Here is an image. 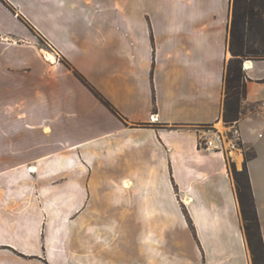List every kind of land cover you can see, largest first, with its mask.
Masks as SVG:
<instances>
[{
  "label": "crops",
  "instance_id": "0c3cea01",
  "mask_svg": "<svg viewBox=\"0 0 264 264\" xmlns=\"http://www.w3.org/2000/svg\"><path fill=\"white\" fill-rule=\"evenodd\" d=\"M230 8L0 0V47L15 52L13 76L0 63V264H250L228 163L243 152L199 146L219 144L204 126H234L253 148L264 235V111L250 107L264 100V59L243 61L248 112L226 124Z\"/></svg>",
  "mask_w": 264,
  "mask_h": 264
},
{
  "label": "trees",
  "instance_id": "16d2710c",
  "mask_svg": "<svg viewBox=\"0 0 264 264\" xmlns=\"http://www.w3.org/2000/svg\"><path fill=\"white\" fill-rule=\"evenodd\" d=\"M228 43L231 57L224 74L222 118L226 124H234L245 113L241 106L245 97L243 61L247 56L252 59H264V0H232ZM76 74L85 82L78 73ZM91 90L107 107L116 112L100 93L93 88ZM250 107L254 109L253 105ZM238 144L244 155L243 167L237 170L234 163L229 161V170L253 264H264V240L246 168V161L255 156V151L243 145L241 141H238Z\"/></svg>",
  "mask_w": 264,
  "mask_h": 264
},
{
  "label": "rangeland",
  "instance_id": "374dc122",
  "mask_svg": "<svg viewBox=\"0 0 264 264\" xmlns=\"http://www.w3.org/2000/svg\"><path fill=\"white\" fill-rule=\"evenodd\" d=\"M231 8H232V0H231ZM231 8H230V19H231ZM35 36H36V42L38 43V44H40L41 46H42V44L43 45H45V46H47V49H49L50 48V50H51V45H50V43L43 37V36H41L39 33L37 34L36 32H35ZM9 42L11 41V40H8ZM44 47V46H43ZM49 47V48H48ZM45 51H47L48 52V50H46V48H45V50L43 49V50H41V54L43 55V57H44V59L46 58V59H48L47 57H45L46 55H45ZM51 51H53V50H51ZM228 57L230 58L231 57V52H230V50H229V43H228ZM17 53V52H16ZM51 53V52H50ZM6 54H9L10 56H11V58L12 57H14V55H15V52L13 51V50H4L3 49V47H0V60H1V62L0 63H2V64H7L6 66H2V68H1V70H3L4 72H5V75H11V76H13V74H14V71H15V67H11V66H9V64H8V62H6V59H5V57H6ZM53 54V53H52ZM229 58H228V60H229ZM59 60V59H61L60 58V56H59V54L58 53H56V55H54V59L53 60ZM245 59V58H244ZM249 59H252V57L251 56H247L246 57V59L245 60H249ZM244 60V61H245ZM22 69V72H24V69H26V68H21ZM20 71V70H19ZM3 73V72H2ZM8 85V84H7ZM10 85V84H9ZM10 103H12L11 101H10ZM10 106H14L13 104H10ZM245 112H248V110L246 109V110H244ZM223 130V129H222ZM239 141V140H238ZM237 141V142H238ZM236 148H237V151H239V150H242V148L239 146V144H236ZM230 156H231V154H230ZM236 169L237 170H241L242 169V167H243V164H242V162H237L236 163ZM242 227H243V223H242ZM243 231H244V228H243ZM244 234H245V232H244ZM261 235H262V239L264 240V235H263V233H262V230H261ZM245 238H246V236H245ZM247 247H248V244H247ZM248 250H249V247H248ZM249 257H250V264H253V260H252V255H251V253H250V250H249Z\"/></svg>",
  "mask_w": 264,
  "mask_h": 264
},
{
  "label": "built area",
  "instance_id": "2783aa9c",
  "mask_svg": "<svg viewBox=\"0 0 264 264\" xmlns=\"http://www.w3.org/2000/svg\"><path fill=\"white\" fill-rule=\"evenodd\" d=\"M253 108H258L264 111V100L259 101L257 104L253 105ZM202 129H204V132H210L212 131L213 134L216 135L217 140L219 141V144H216L214 140L208 135L204 134L199 138V146L203 149H216L221 150L223 149V140H229L231 147L236 148V144H238V140L240 141L239 132L238 129L234 126L229 129V131L222 136L219 132L212 130L208 126H204Z\"/></svg>",
  "mask_w": 264,
  "mask_h": 264
},
{
  "label": "bare ground",
  "instance_id": "6f19581e",
  "mask_svg": "<svg viewBox=\"0 0 264 264\" xmlns=\"http://www.w3.org/2000/svg\"><path fill=\"white\" fill-rule=\"evenodd\" d=\"M45 55L48 56L51 59H54V55L50 52L45 51ZM246 65L248 66L250 64V61H245Z\"/></svg>",
  "mask_w": 264,
  "mask_h": 264
}]
</instances>
